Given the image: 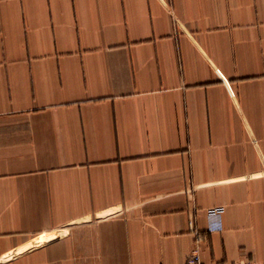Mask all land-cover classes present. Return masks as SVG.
Masks as SVG:
<instances>
[{"label": "crops", "instance_id": "0c3cea01", "mask_svg": "<svg viewBox=\"0 0 264 264\" xmlns=\"http://www.w3.org/2000/svg\"><path fill=\"white\" fill-rule=\"evenodd\" d=\"M198 234L264 264V0H0V264H185Z\"/></svg>", "mask_w": 264, "mask_h": 264}, {"label": "built area", "instance_id": "2783aa9c", "mask_svg": "<svg viewBox=\"0 0 264 264\" xmlns=\"http://www.w3.org/2000/svg\"><path fill=\"white\" fill-rule=\"evenodd\" d=\"M209 215L214 216L218 214L217 208H211L208 210ZM185 264H261L255 260H235V261H223V262H204L201 258V243L199 234L197 238L194 240L192 248L190 249Z\"/></svg>", "mask_w": 264, "mask_h": 264}]
</instances>
